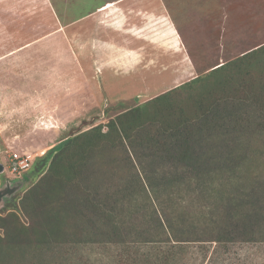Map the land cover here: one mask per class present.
Listing matches in <instances>:
<instances>
[{"label":"rangeland","instance_id":"1","mask_svg":"<svg viewBox=\"0 0 264 264\" xmlns=\"http://www.w3.org/2000/svg\"><path fill=\"white\" fill-rule=\"evenodd\" d=\"M104 1L123 5L108 2L99 16L71 22L73 12L85 14ZM46 5L35 4L33 16ZM48 5L49 25L42 26L38 16L27 54L0 60V189L7 180L21 185L0 205V215L14 212L20 223H32L23 199L42 175L34 177L30 168L11 172L13 159L28 157L34 164L65 138L98 125L107 131L119 114L146 107L135 146L101 144L90 153L80 189L67 187L70 196L60 199L72 215L68 225L73 221L85 234L33 245L0 264H264V126L242 124L239 109L230 108L237 99L229 101L228 113L210 112L207 97L199 96L200 83L173 90L263 45L264 0ZM60 15L66 25L55 22ZM168 91L167 99L152 100ZM223 94L210 98L228 107ZM135 164L151 175L155 191L133 192ZM47 191L35 196L37 225L44 218L40 208L50 200ZM87 193L111 208V215L99 217L80 200L70 203ZM157 214L173 222L181 242L160 229ZM5 228L0 226L1 236ZM113 228L118 242L99 234ZM228 231L232 242L217 241Z\"/></svg>","mask_w":264,"mask_h":264},{"label":"trees","instance_id":"2","mask_svg":"<svg viewBox=\"0 0 264 264\" xmlns=\"http://www.w3.org/2000/svg\"><path fill=\"white\" fill-rule=\"evenodd\" d=\"M56 7L58 11L59 7ZM88 12L85 14H88ZM73 14L74 18L85 15H75V12ZM59 18L64 25L67 24V20H64L62 15ZM199 83L202 85V92L199 93V96L202 95V98L207 97V106L210 112H216L217 114L221 112L228 113L229 101L237 99L240 101L239 104L230 108L239 109L241 113L239 119L242 120V124L249 122L248 124L251 125L264 126V44L231 61L216 64L206 73L198 75L173 90L178 88L192 89ZM235 85L238 86L237 90ZM229 89L231 91L234 90V93H229ZM171 91L152 100L167 99ZM219 91L224 93V100L228 107L210 98L211 95H215ZM247 102H251L252 106L254 104L253 112L248 111V107L251 105H246L245 103ZM145 107L144 105L137 106L132 110L119 114L116 119H111L107 125V131H103V127L98 125L65 138L32 164V167H30L32 175L34 177L42 175L40 182L33 186L23 199V210L32 219V223L29 226L20 223L17 214L14 212H10L6 216L0 215V226L6 227L5 235H0V260L8 263L12 260V256L25 255L29 249L34 247L33 245L40 247L53 240L61 241L64 238L69 240L79 234H85L84 228L81 230L73 228V221L69 223L70 226L68 225V220L72 215L68 212L69 206L62 207L63 201L60 203V199L70 196L68 195L70 193L67 187L75 190L78 185L80 189V186H82L80 175L91 156L90 153L97 151L101 144L106 143V141L111 144L114 142L124 144L127 141L128 146H135L139 136L134 135V133H136L139 117L144 112ZM166 110L171 112L174 107L169 105ZM133 167L135 169L134 179L131 182L133 192L148 194L149 191H155L157 184L145 168L142 167L143 169H141L140 167L139 169L136 164ZM41 190H48L45 196L48 195L50 200L43 208H40L43 209L44 218L37 225L33 221L35 215L39 214L37 210H34L37 207L35 196ZM77 200L86 203L99 217L103 215V217L107 218L111 215V208H107L103 201L93 197L90 193L83 197L80 196L79 199H74L70 203L73 204ZM32 202L34 204L33 207ZM156 217L160 229L170 234L174 233L176 238L174 240L177 243L181 242L173 227V222L167 219L168 217L161 218L159 214ZM88 223L90 222L88 221ZM244 231L245 229H243ZM234 232H236V229H234ZM88 234L90 236L91 232ZM99 234L104 236L106 240L118 242L116 240L119 237V233L116 228L104 230L99 232ZM228 234H231V231H228L225 237L220 235L217 241L232 242L233 239Z\"/></svg>","mask_w":264,"mask_h":264},{"label":"crops","instance_id":"3","mask_svg":"<svg viewBox=\"0 0 264 264\" xmlns=\"http://www.w3.org/2000/svg\"><path fill=\"white\" fill-rule=\"evenodd\" d=\"M34 1L38 6L47 4L45 10L42 7L39 15L41 19L40 24L48 27V2L52 0H0V60L9 55H21L19 57L21 58L22 55L25 56L27 54L29 46H32L33 41L29 39L33 37L34 23L37 24L39 16L38 14L37 16H33ZM108 2H112L113 6L123 5V1H104L96 9L89 11L88 14L74 18L73 22L89 18L90 16H99L100 12H104L100 8ZM154 13L156 12L154 11ZM34 17L36 18L34 19ZM54 20L57 23H62L58 16ZM107 48L114 51L119 46ZM15 59L17 60V58ZM11 60L13 59L10 58L5 62L10 63L12 62Z\"/></svg>","mask_w":264,"mask_h":264},{"label":"built area","instance_id":"4","mask_svg":"<svg viewBox=\"0 0 264 264\" xmlns=\"http://www.w3.org/2000/svg\"><path fill=\"white\" fill-rule=\"evenodd\" d=\"M31 162L29 161L28 157L26 158H16L13 159L9 165L11 172L18 173L24 170H27L31 167Z\"/></svg>","mask_w":264,"mask_h":264},{"label":"water","instance_id":"5","mask_svg":"<svg viewBox=\"0 0 264 264\" xmlns=\"http://www.w3.org/2000/svg\"><path fill=\"white\" fill-rule=\"evenodd\" d=\"M4 170V165L0 163V172ZM21 185L17 186H11V183L9 180H7V184L3 189H0V205L3 203V201L11 196Z\"/></svg>","mask_w":264,"mask_h":264},{"label":"bare ground","instance_id":"6","mask_svg":"<svg viewBox=\"0 0 264 264\" xmlns=\"http://www.w3.org/2000/svg\"><path fill=\"white\" fill-rule=\"evenodd\" d=\"M251 44H253V43H251ZM248 46H249V45H248ZM240 49H241V48H240ZM241 50H242V49H241ZM224 52H225V51H224ZM224 52H223V53H224ZM238 52H239V51H238ZM231 54H232V52H231ZM236 56H237V55H236ZM235 58H236V57H235ZM39 151H40V150H39ZM42 151H43V153H44V150H42ZM40 154H41V153H40ZM34 155H35V154H34ZM37 157H38V156H37ZM37 157H36V158H37Z\"/></svg>","mask_w":264,"mask_h":264}]
</instances>
